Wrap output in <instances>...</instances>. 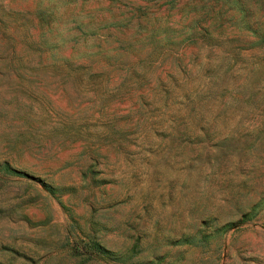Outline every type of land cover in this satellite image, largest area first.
<instances>
[{
    "label": "rangeland",
    "instance_id": "1",
    "mask_svg": "<svg viewBox=\"0 0 264 264\" xmlns=\"http://www.w3.org/2000/svg\"><path fill=\"white\" fill-rule=\"evenodd\" d=\"M0 264H264V0H0Z\"/></svg>",
    "mask_w": 264,
    "mask_h": 264
},
{
    "label": "trees",
    "instance_id": "2",
    "mask_svg": "<svg viewBox=\"0 0 264 264\" xmlns=\"http://www.w3.org/2000/svg\"><path fill=\"white\" fill-rule=\"evenodd\" d=\"M90 250H93L94 252L97 251L98 253H95L96 256L103 257V254H101V253L104 252V248L101 245L94 243V242H91L90 243Z\"/></svg>",
    "mask_w": 264,
    "mask_h": 264
}]
</instances>
